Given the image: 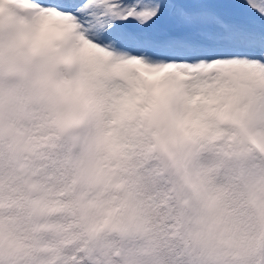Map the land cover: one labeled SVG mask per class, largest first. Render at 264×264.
I'll use <instances>...</instances> for the list:
<instances>
[{"label":"snow or ice","instance_id":"obj_1","mask_svg":"<svg viewBox=\"0 0 264 264\" xmlns=\"http://www.w3.org/2000/svg\"><path fill=\"white\" fill-rule=\"evenodd\" d=\"M67 14L83 38L112 62L130 71L107 85L94 114L97 133L117 127L120 142L137 157L134 187L145 193L149 211L162 209L164 224L178 237L202 227L188 248L190 264H264V96L245 102L234 94L227 111L234 129L217 135V118L203 117L207 131L184 140V180L166 179L153 162L152 148L162 133L178 134L192 109L194 90L172 73L165 92H153L149 75L165 68H208L213 74L244 67L264 88V0H36ZM116 121L113 125L112 121ZM236 129H242L237 132ZM40 161L25 156L20 167L0 159V264H93L84 235H68L43 224V209L27 195L35 189L37 164L51 174L47 189L71 160L52 135ZM205 153L216 162H203ZM64 165L62 168L61 165ZM226 225L225 247L211 225ZM54 233V235H49Z\"/></svg>","mask_w":264,"mask_h":264},{"label":"clouds","instance_id":"obj_2","mask_svg":"<svg viewBox=\"0 0 264 264\" xmlns=\"http://www.w3.org/2000/svg\"><path fill=\"white\" fill-rule=\"evenodd\" d=\"M130 70L85 40L67 14L36 0H0V159L12 167H20L25 154L40 161V149L57 135L65 147L63 158L72 161L61 173L71 191L63 179L43 189L51 174L37 164L36 188L27 195L41 204L43 224L86 236L93 264H190L189 244L198 243L201 225L193 223L191 240L170 231L164 211H149L145 193L134 187L137 157L120 142L118 128L97 133L100 94ZM138 71L153 92L168 89L169 81H161L165 73L194 90L178 134L162 133L152 148L153 162L166 179H185L183 142L208 130L203 117L217 118V135L226 136L234 129L227 116L234 94L245 102L250 92L253 100L264 96V88L254 83L256 74L244 67L216 74L200 67L165 68L151 75ZM202 160L214 164L216 156L205 153ZM211 227L227 247L226 225L216 221Z\"/></svg>","mask_w":264,"mask_h":264}]
</instances>
